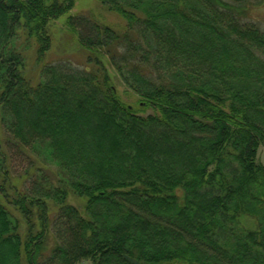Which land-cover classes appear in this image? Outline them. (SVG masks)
Segmentation results:
<instances>
[{
	"label": "trees",
	"instance_id": "16d2710c",
	"mask_svg": "<svg viewBox=\"0 0 264 264\" xmlns=\"http://www.w3.org/2000/svg\"><path fill=\"white\" fill-rule=\"evenodd\" d=\"M97 1L0 0V264H264V0Z\"/></svg>",
	"mask_w": 264,
	"mask_h": 264
},
{
	"label": "rangeland",
	"instance_id": "374dc122",
	"mask_svg": "<svg viewBox=\"0 0 264 264\" xmlns=\"http://www.w3.org/2000/svg\"><path fill=\"white\" fill-rule=\"evenodd\" d=\"M76 8L75 14H79L80 16L86 17L91 21H94L100 25L109 26L116 31H124L125 30V21L122 20L117 15L111 13L106 8H104L97 0H75ZM254 22H257L260 26L264 28V1L262 6L255 10L253 13V17L251 18ZM51 31L53 33V45L52 50L47 57L48 64H57L63 61L71 62L76 68L84 69L86 67V54L83 49L80 48L79 43L77 41L76 35H74L68 28L66 24V20L62 19L58 22H54L52 24ZM39 68L34 63V60L29 61V66L27 70L28 76L37 81L38 79ZM115 74L112 73V76ZM116 76V75H115ZM114 76V77H115ZM115 88L117 93L126 105L132 106L134 108H138L139 99L138 97L131 92L119 79V77L115 78ZM149 111L148 114H150ZM8 137L5 135L1 125H0V144L2 149L10 152L12 156L11 170L14 173H21L24 168H26L27 164L19 152L18 149H15L13 144H10ZM259 162L264 164V147H262L259 151ZM72 203L77 205L78 207L82 206V201L72 200ZM51 207L52 204H50ZM52 212H55V208L52 209ZM81 264H91L90 262H82Z\"/></svg>",
	"mask_w": 264,
	"mask_h": 264
}]
</instances>
